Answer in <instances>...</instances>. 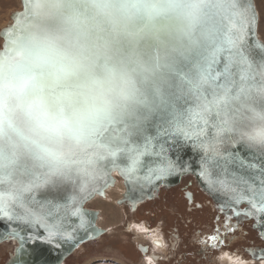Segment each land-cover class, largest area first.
<instances>
[{
	"label": "water",
	"instance_id": "obj_1",
	"mask_svg": "<svg viewBox=\"0 0 264 264\" xmlns=\"http://www.w3.org/2000/svg\"><path fill=\"white\" fill-rule=\"evenodd\" d=\"M20 3L21 10L11 14L12 23L0 30L2 45L23 10ZM232 3L235 7L218 0L209 44L169 61L151 92V104L102 130L86 162L51 172L22 161L0 174V244L17 243L9 264H62L79 246L105 234L97 226L99 212L85 205L114 186L112 173L122 179L124 201L133 206L192 176L220 207L244 206L264 241V213L249 202L260 204L254 190L264 187V145L242 137L253 126L251 109H264V43L257 35L254 1ZM228 36L239 38L236 48L226 43ZM229 57L230 76L201 82L203 69L210 66L216 76ZM225 87L229 97L241 88L246 91L206 111L207 102L223 97ZM159 169L166 171L161 174ZM251 256L264 260V248Z\"/></svg>",
	"mask_w": 264,
	"mask_h": 264
},
{
	"label": "clouds",
	"instance_id": "obj_2",
	"mask_svg": "<svg viewBox=\"0 0 264 264\" xmlns=\"http://www.w3.org/2000/svg\"><path fill=\"white\" fill-rule=\"evenodd\" d=\"M217 7L218 0H23L0 46V174L22 161L51 172L86 162L102 130L151 104L169 61L209 44ZM250 119L245 139L264 133V109L253 107Z\"/></svg>",
	"mask_w": 264,
	"mask_h": 264
},
{
	"label": "rangeland",
	"instance_id": "obj_3",
	"mask_svg": "<svg viewBox=\"0 0 264 264\" xmlns=\"http://www.w3.org/2000/svg\"><path fill=\"white\" fill-rule=\"evenodd\" d=\"M253 1L258 38L264 43V0ZM20 9V0H0V30ZM115 179L106 198L85 205L99 212L97 225L105 234L79 246L62 264H264L263 259L251 258L264 248L253 222L244 220L237 226L219 213L209 205L215 202L194 177L184 176L176 185L161 189L159 195L139 202L135 209L124 203L128 201H124L125 189ZM185 191L193 194L192 204ZM140 246L148 247V253L141 254ZM16 247L15 241L0 244V264L10 263ZM152 256H161L160 262Z\"/></svg>",
	"mask_w": 264,
	"mask_h": 264
},
{
	"label": "snow or ice",
	"instance_id": "obj_4",
	"mask_svg": "<svg viewBox=\"0 0 264 264\" xmlns=\"http://www.w3.org/2000/svg\"><path fill=\"white\" fill-rule=\"evenodd\" d=\"M228 2L231 4L232 7H235V4L232 3V0H228ZM236 13H234L235 15ZM17 21H19V17H17ZM233 27H235V25H233ZM10 34V30L8 32H6V35L8 36ZM238 37L237 38H233L232 36H228L226 38V43L228 45H231L233 48H236L237 46V43H238ZM220 49H217V51H219ZM214 55L213 54V60H214ZM231 61H232V58L229 57V64H226L225 65V68L223 69V72L222 73H216V76H212L211 75V68L209 66V68L207 69H203L201 71V74H200V80L201 82H207L209 79H216L218 78L219 76L221 75H224L225 77H228L230 76V70H229V65L231 64ZM241 62L242 63H245L247 64L248 61L243 57V55L241 54ZM241 79H245V76L242 75L241 76ZM245 89L244 88H241L240 89V92L237 94L236 97H229L228 95V92H229V89H227V87L224 88V95L223 97H219V96H215L213 98L212 101H209L207 102V104L205 105V110L207 111L209 109V106H219V104L221 103H224V102H227V100L229 99H238L240 94H245ZM264 91V90H262ZM223 130V129H222ZM248 141H259L260 145H264V133H261L259 131L257 132H254L252 134H248V138H247ZM111 155L115 156L116 153L115 152H112ZM252 166V165H250ZM159 171L161 172V174H163L164 171H166V169H159ZM262 184H264V181L261 182ZM26 191L29 190L28 188L25 189ZM255 195H258L259 196V200H260V204L257 205L255 200H250L249 202L252 204V207L253 208H256L257 211L261 212V213H264V187H262L261 189H259V191H255L254 190V196ZM0 211H3L2 208H0Z\"/></svg>",
	"mask_w": 264,
	"mask_h": 264
},
{
	"label": "flooded vegetation",
	"instance_id": "obj_5",
	"mask_svg": "<svg viewBox=\"0 0 264 264\" xmlns=\"http://www.w3.org/2000/svg\"><path fill=\"white\" fill-rule=\"evenodd\" d=\"M169 188V187H168ZM161 189H167V187H162V188H160L159 189V191L161 190ZM159 191L158 192H156V194L154 193L153 195H154V197H155V195H159ZM185 193V197H186V199H187V202L188 203H193V194L191 193V192H189V191H185L184 192ZM205 193V192H204ZM187 194H190L191 195V200L189 201L188 200V198H187ZM206 194V193H205ZM206 195H208V194H206ZM210 198H211V196L210 195H208ZM212 199V198H211ZM146 200H148V199H145V200H141L140 202H144V201H146ZM213 200V199H212ZM214 201V200H213ZM215 202V204H210L209 203V205H212L219 213H221L223 216H225V217H227V218H231L233 221H234V224H236L237 226H239V224L241 223V222H243L244 220H251L252 222H253V227H254V229L256 230V231H258L257 229H256V226H257V221L256 220H254V219H252V218H250L249 217V215L246 213V210H245V207L244 206H241V208H239V209H233V208H223V207H220L218 204H217V202L216 201H214ZM129 203V202H128ZM139 202H137L136 204H135V206L138 204ZM130 204V203H129ZM131 205V207H132V209H135V206H133L132 204H130ZM232 223H231V228H232ZM258 234H259V236H260V233H259V231H258ZM261 237V236H260ZM178 239H179V237H177ZM262 239V238H261ZM157 245L159 244V243H156ZM163 245L164 246H166L165 245V241L163 242ZM159 246H161V245H159ZM139 251H140V253L141 254H147L148 253V247H141L140 246V248H139ZM260 251V250H259ZM253 255V254H252ZM14 257V256H13ZM12 257V258H13ZM160 257L161 256H152V259L153 260H155L156 262H160ZM12 258H11V260H12ZM251 258H253V256L251 257ZM262 260H259L258 262H261Z\"/></svg>",
	"mask_w": 264,
	"mask_h": 264
},
{
	"label": "bare ground",
	"instance_id": "obj_6",
	"mask_svg": "<svg viewBox=\"0 0 264 264\" xmlns=\"http://www.w3.org/2000/svg\"><path fill=\"white\" fill-rule=\"evenodd\" d=\"M20 4H21V3H20ZM20 10H21V9H20ZM9 19H10V23H9V24H11V23H12L11 15H10ZM9 24H8V25H9ZM8 25H7V26H8ZM7 26H6V27H7ZM4 28H5V27H4ZM257 35H258V34H257ZM1 40H2V38H1ZM2 41H3V40H2ZM112 177H113L114 179H115V177H117V178L122 182V179L119 178L117 175H115V173H112ZM183 177H184V176H183ZM183 177H181V179H182ZM115 180H116V179H115ZM114 182H115V181H114ZM115 183H116V182H115ZM122 185H123V187H124V189H125V185L123 184V182H122ZM114 186H115V184H114ZM114 186H113V187H114ZM113 187H111V188H113ZM108 190H110V188H109ZM106 192H107V189H106V191H105V193H104V197H101L102 199H103V198H106ZM206 194H208V193H206ZM122 195H123V194H122ZM208 195H209V194H208ZM210 196H211V195H210ZM96 198H100V197H96ZM132 198H134V197H132ZM132 198H131V199H132ZM211 198H212V196H211ZM94 199H95V198H93L91 201H93ZM212 199H213V198H212ZM91 201H90V202H91ZM140 201H141V200H139V201H137V202H140ZM88 203H89V202H88ZM88 203H87V204H88ZM124 203H125V204H128V201H127V202L125 201ZM87 204H86V205H87ZM97 226H98V225H97ZM3 244H4V243H3ZM145 254H146V253H145Z\"/></svg>",
	"mask_w": 264,
	"mask_h": 264
}]
</instances>
